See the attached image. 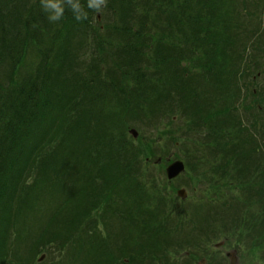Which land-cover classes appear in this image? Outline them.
I'll use <instances>...</instances> for the list:
<instances>
[{"label":"trees","instance_id":"16d2710c","mask_svg":"<svg viewBox=\"0 0 264 264\" xmlns=\"http://www.w3.org/2000/svg\"><path fill=\"white\" fill-rule=\"evenodd\" d=\"M79 2L86 19L76 20L65 5L62 18L50 22L40 0H0V264H34L36 257L49 249L60 255L59 261L52 264H63L62 260L65 264H155L158 252L165 253L175 245L193 246L199 233H217L214 224L237 231L240 241L246 240L249 249L264 261L263 102L252 101L255 117L250 116L255 113L251 106L243 103L238 105L239 113L229 118L214 119L217 111L212 112L215 103L222 101L214 92L222 95L233 88L232 97L239 93L245 97L247 92L254 98L261 93L250 91L239 78L252 80L262 69L261 63L250 59L244 64V51L238 54L233 48L231 57L226 52V47L231 50V41L226 42L225 30L240 26V11H244L240 3L244 0H107L104 8L115 14L110 28L115 33L112 46L120 60L114 63L117 75L107 80L98 76L82 80L71 77L77 83L73 84V92L68 91L77 95L79 89H94L90 91L94 95L87 121L83 113L64 119L56 106L61 95L56 72L62 67L58 66L61 63L65 69L68 67L66 52L74 32L76 46L83 45L98 13L86 7V0ZM262 33L263 27L260 36ZM253 37L252 30L246 39ZM256 43L260 44L258 40ZM243 44L245 50L247 44ZM183 61L190 65L179 66ZM238 62L243 64L240 72ZM145 68L152 72L145 75ZM222 72L235 76L217 85ZM234 82L237 87H232ZM191 83L198 91L189 88ZM127 86L136 91L131 101L126 98ZM117 90L125 97L119 111L105 98L114 96ZM144 90V97L156 105V116L142 128L158 118L161 123L169 118L177 112L174 107L178 101L197 102V118L194 112L188 114L183 109L176 131H182L191 141L205 133L212 141L204 145L197 142L195 151L199 154L202 147L201 154L194 164L186 162V170L205 167L196 175L201 182H205L207 172L213 171L215 180L233 184V195L209 198V203L192 210L187 224L161 228L164 206L145 209L156 200L146 192L154 172L133 168L148 166L144 158L154 155L144 153L142 142L134 147L124 144V129H118L119 123L137 119ZM75 98L71 97L70 102L75 103ZM229 98L232 105L231 95ZM131 102L135 108L130 109ZM248 116L254 119L251 125L261 131L257 140L243 121ZM161 136L167 141L160 154L163 156V151L180 138L170 129ZM130 147H137V152L126 161ZM115 164L129 168L117 173L125 185L133 184L138 190L122 202L126 208L118 206L120 201L115 196L107 199L112 195L106 192L108 184L104 181L109 175L107 169ZM138 175L146 179L135 177ZM216 182L211 180L214 188ZM132 200L134 204H129ZM114 206H118L123 220H129L137 240L151 244L148 253L142 247H128L129 238H133L126 222L122 226L123 221H118L116 232L111 231L115 227ZM99 208H103L101 213L92 215ZM191 223L199 229L186 239L185 228ZM99 225L105 236L99 232ZM172 233L177 238H171ZM114 235L115 240L121 239L116 245L111 238ZM63 237L68 245L61 241Z\"/></svg>","mask_w":264,"mask_h":264},{"label":"rangeland","instance_id":"374dc122","mask_svg":"<svg viewBox=\"0 0 264 264\" xmlns=\"http://www.w3.org/2000/svg\"><path fill=\"white\" fill-rule=\"evenodd\" d=\"M112 1L114 3V0ZM240 6L244 10L240 11V15H242L239 19L240 26L237 30H233L230 28H226L225 30L226 42L231 41V50H228L226 47V52L229 51L228 57H231L233 48L237 49L238 54H241V52L244 51V64H248V61L250 59L261 63L262 69L259 72H261L262 75L259 76L258 80L254 79L250 83V80L246 77H239L240 75H236V77L242 79L240 82L243 83L245 87H248L251 91L252 86H264V8L262 13L263 17H261V23L257 19L258 15L261 16L259 10L264 6V0H244L243 4L240 3ZM250 14L251 16H249ZM97 15V19H94V29L88 34L87 40L83 45L76 46V33L74 32L75 36L73 38V42L71 41V47L66 52L70 64L65 69V65H61L60 63L58 68L61 66L62 70H57L56 72L59 73L56 83L61 91V95L56 101V106L57 110L60 112L64 119L73 116L75 113H83V119L86 121L89 120L88 114L90 112V102L92 100V96L94 95V93L90 92L94 90L92 88H87L85 90L79 89L77 95L68 94V91H74L73 84L77 83L71 80V77L82 80L90 78L93 79L94 76H98L107 80V78H115L114 76L117 75V69L115 68L114 63H116L117 61L120 62V60L117 54L115 55V49L113 48L114 46H112L115 33L112 32L110 28V26L114 25L113 20L115 18V14L110 8L105 7L104 9H101V11ZM247 19L250 20L251 23H249ZM116 25L119 26L118 23ZM257 26H259L260 28L263 27V33L261 36L260 30L254 28ZM147 28H149V26ZM251 29L253 30L256 37L246 39V37L249 36V30ZM158 34L162 33L160 32ZM256 40H258L260 44L256 43L254 45V42H256ZM243 43L247 44L245 50H242V46L244 45ZM222 55H224V52ZM189 65L190 64L188 61H183L179 64V66L181 67ZM242 65L243 64L241 62H238V64L236 65V68L239 72L243 70ZM142 71L145 75H149L152 72V69L145 68L142 69ZM227 73L228 72H222L218 82H216L217 85L223 84V82L221 81L224 78L229 77L231 79L235 76L233 74H229L227 76ZM129 83H132L131 79L129 80ZM234 86L237 87L238 84L234 82L232 87ZM189 88L198 91V88H195L193 83L189 85ZM210 88H208V90ZM127 92L128 95L126 96V98L131 101V98L136 91L132 90V86H127ZM200 92L201 90L199 91V93ZM234 93L235 92L233 91V88L222 95H219L218 92L213 93L216 97H218V99L222 100L221 103L216 102L215 108L212 110V112L217 111L213 115L214 119L220 117L229 118L231 114L236 113V111L238 112V109L240 108L238 107V105H241L242 103L249 104V106H251V109L254 110L255 113H251L250 116L255 117L257 115L252 103L255 98L251 94L246 92L245 97H243V95L239 93L236 94V97H232V94ZM230 95L232 98V105L229 104ZM144 96H147L146 90H144L140 94L141 102L138 108L137 119H129L128 122L119 123L118 129H124V132L122 133L124 144L130 143V145H133L134 147L135 144L138 145L140 142H142L141 145L143 146L144 153L148 156L154 155V157L144 158V162L149 163L148 166L133 168V171L146 170L147 172L150 170L154 172L153 181L151 184L147 185L146 192H148V197H154L156 200L155 202L152 201L148 203L145 209H152V207L161 208L164 206V214L161 216L160 223L161 228L163 225L172 227L176 226L177 224H187L191 218L192 210L198 209L200 206L204 205V202H207L209 198L219 197L224 194L233 195V184L227 183L226 180L216 179L219 182L217 183L215 178L211 174L213 173V171L207 172L205 174L207 176L205 182H201V178H197L196 175L198 172L206 170L205 167H194L189 172L185 170L184 173H182L180 176L176 177L174 180L169 181L167 179V175H165V168L168 164L177 160L184 162L185 165L186 162H189V164L191 165L194 164L196 156L201 154L202 148L200 147L199 154L196 153L195 147L198 146L197 142L204 145L205 143L211 142L212 139L207 138L205 136V133L203 132L204 136H195L191 141L188 140L185 133H183L182 131H176L177 127H180L179 124L182 121V116L180 113H183V109H186L188 114L194 112V117L197 118L199 109L197 102L193 99L188 100L183 104L182 102L178 101V103H176L174 107L177 112L172 113L169 118L166 117L162 123L159 122L160 118H158L156 123L144 125V128H142L143 123H150L156 116L154 112L156 105L151 104L150 100L146 99ZM71 97H76L74 101L75 103L70 102ZM105 98L109 104L117 106L118 111L124 106L125 97L119 90H117V93L114 96L109 94ZM133 104L134 102H131L130 109L131 107L135 108ZM240 111L243 113L242 109H240ZM250 116H248L247 121L245 119H243V121L248 128V132H250L257 140V138L260 136L261 131L259 130L258 132L257 125H251V123L254 122V119L252 121ZM260 117H263L264 119L263 115H261ZM172 120L174 122L173 124H171ZM167 129L174 131L175 135L179 136L180 139L176 141V144L169 145V149L166 148V150L163 151L166 154L162 156L160 154L161 151L165 148L164 143H166L167 141L164 142V136H161V133L166 131ZM132 130L136 132L135 137L129 133V131ZM133 147L128 148L129 151L127 152V155L130 157L127 158L126 161H130L131 158L136 154L137 147H135V150L133 149ZM262 150L264 152V149ZM138 157H141V153L138 154ZM116 165L117 164H115L114 167H110L109 169H107L109 170V175H107V180L104 181V183L108 184V189L106 190V192L112 196L108 197L110 195L106 194L105 197H108L107 199L111 200L112 197L115 196L114 199L117 198L120 201L118 206L126 208V205H123L122 202L125 201V199L129 200L130 197H133L135 192L138 190L136 187H134L133 184L128 186L125 185L123 183L122 175L117 173V170H127L129 168L125 166L116 167ZM135 177L142 180L146 179L145 175H138ZM211 180H214L216 182L215 188L212 186ZM104 183H102L101 186ZM179 190H184L186 192L185 198H181L177 195V191ZM128 203L134 204L133 200L128 201ZM215 203L216 202H214L213 204ZM129 204L127 205V208H130ZM118 206H114L116 213L114 214V217L112 219L114 221L115 227L110 228L111 231L116 232L118 221H123L121 222L122 226L126 222L128 232L133 238V240L129 238L128 247L136 249H140V247H142L148 253L151 249V244L146 241L137 240L135 233L130 229L131 226L129 220H123ZM102 209L103 208H99V210L93 212L92 215L98 214ZM99 223L102 224L101 218L99 220ZM227 224L229 225L230 222L228 221ZM213 227L216 229L217 233H215L214 235L209 232L207 234L199 233L198 240L196 243H194L193 246L175 245L172 248L165 249V253H162L161 251L158 252V256L154 259L155 264H231L229 258L225 256L226 252L234 253L233 257L235 256V258L237 259V262L234 264H264V261L261 260L259 254L254 253L251 251V249H249V245L246 240L240 241L237 231L234 232L227 227L223 229L222 224H214ZM98 229L99 232L101 231L102 235H106V232H102L103 228L101 225L98 226ZM195 229L198 230L199 228H196L192 223L190 226H186L184 237L188 239L197 234V231H194ZM226 235H229V238H225ZM170 237L177 238L174 233H172ZM111 238L114 245L118 243L117 241L121 240L119 239V237H117V240H115V235ZM60 239L63 243H65V245H68L66 244L68 243L67 238L63 237ZM219 242H221L219 245H217L219 247H215ZM132 251L133 250H131V252ZM40 255H44V258L41 262H38L37 260ZM40 255H38L35 259L36 264H52L54 261H59L60 259V255L56 250L49 249L48 252H46L45 254L41 252ZM203 258L205 259V262L204 260H202ZM62 261L63 264H65L66 260Z\"/></svg>","mask_w":264,"mask_h":264},{"label":"clouds","instance_id":"9594fccd","mask_svg":"<svg viewBox=\"0 0 264 264\" xmlns=\"http://www.w3.org/2000/svg\"><path fill=\"white\" fill-rule=\"evenodd\" d=\"M107 0H86V7L93 11H101L102 6H106ZM42 9L48 13L47 19L50 22L59 21L65 11V5L74 14L76 20L86 19L87 13L84 11L79 0H40Z\"/></svg>","mask_w":264,"mask_h":264},{"label":"water","instance_id":"95a60500","mask_svg":"<svg viewBox=\"0 0 264 264\" xmlns=\"http://www.w3.org/2000/svg\"><path fill=\"white\" fill-rule=\"evenodd\" d=\"M131 133L133 134V136H136V132L135 131H131ZM184 170V165L181 161H174L173 163L169 164L166 168V174L168 179H172L176 176H178L181 172H183ZM178 195L183 197L184 192L182 190L178 191Z\"/></svg>","mask_w":264,"mask_h":264},{"label":"flooded vegetation","instance_id":"af4514ba","mask_svg":"<svg viewBox=\"0 0 264 264\" xmlns=\"http://www.w3.org/2000/svg\"><path fill=\"white\" fill-rule=\"evenodd\" d=\"M260 75H258L257 77H259ZM215 247H219V246H215ZM229 254V261L231 262V264H234L237 262V259L235 258V256L233 257V252L232 253H229V252H226L225 256ZM227 257V256H226Z\"/></svg>","mask_w":264,"mask_h":264}]
</instances>
